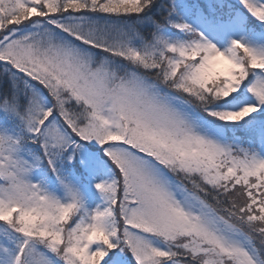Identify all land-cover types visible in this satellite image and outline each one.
Wrapping results in <instances>:
<instances>
[{"label": "snow or ice", "instance_id": "6c2138e0", "mask_svg": "<svg viewBox=\"0 0 264 264\" xmlns=\"http://www.w3.org/2000/svg\"><path fill=\"white\" fill-rule=\"evenodd\" d=\"M0 264H264V0H0Z\"/></svg>", "mask_w": 264, "mask_h": 264}]
</instances>
